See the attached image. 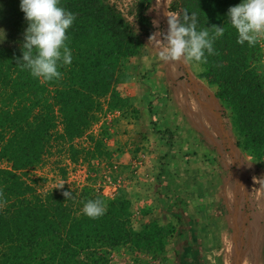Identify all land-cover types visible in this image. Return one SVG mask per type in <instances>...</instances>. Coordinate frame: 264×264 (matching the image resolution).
Segmentation results:
<instances>
[{
	"label": "trees",
	"instance_id": "trees-1",
	"mask_svg": "<svg viewBox=\"0 0 264 264\" xmlns=\"http://www.w3.org/2000/svg\"><path fill=\"white\" fill-rule=\"evenodd\" d=\"M7 2L10 7L17 3L12 6L17 14L12 26L16 31L26 29L20 0ZM238 3L169 0L167 14H195L197 30L206 29L210 36L216 27L224 29L214 41V54L206 53L207 62L199 64L197 77L212 85L222 108L233 113L234 126L242 136L237 144L263 161L264 74L248 65L261 52L258 42L254 46L237 43V30L227 12ZM60 5L76 19L67 30L73 59L59 68V79L34 78L21 66L24 38L15 45H0V163L5 164L0 166V264H111V249L127 244L153 261L140 263L142 258L137 256L133 264H167L166 244L176 227L152 220L135 229L125 192L106 197L87 186L66 190L72 192L66 199L57 188L43 191L44 178L34 177L33 172L45 166L51 155L62 154L77 163L104 152L102 138L88 131L106 111L129 106V97L114 87L134 75L129 62L143 53L154 32L148 15L154 0H60ZM86 135L92 147L77 143ZM58 171L65 176V166ZM96 199L106 211L93 219L83 213V206ZM219 215L222 220L231 216L222 211ZM210 219L209 225L217 222L216 217ZM218 230L215 239L224 236L229 241L228 231L221 232L219 226ZM183 235L179 231L176 236L181 240ZM193 244L185 247L190 256L181 255L180 264L198 263L200 250Z\"/></svg>",
	"mask_w": 264,
	"mask_h": 264
},
{
	"label": "rangeland",
	"instance_id": "rangeland-1",
	"mask_svg": "<svg viewBox=\"0 0 264 264\" xmlns=\"http://www.w3.org/2000/svg\"><path fill=\"white\" fill-rule=\"evenodd\" d=\"M7 1L8 0H0V28H3L6 31V39L3 42H0V45H15L24 38L25 29L16 31V29L12 26L13 21L17 16V14L13 12L12 6L17 3H12L10 7L7 6L9 3ZM168 2L169 0H154V7L148 11V15L151 17L153 26L157 28V30L160 28V24H162L168 16ZM172 15L175 14L171 13L169 16ZM154 36L155 37H151L147 40L145 49L142 53L144 56H149V53H152L149 52L150 47H160L159 39H162V33L158 31ZM257 42L260 46V56L255 60L249 61L248 65L255 72H262V74H264V36L259 37ZM144 61L147 62L146 68L149 69L152 66V63L156 64L154 61L149 62L146 57H132L129 62V67L133 70L132 73L134 75L127 80L117 83L114 87L121 96L129 97V106L121 111H106L103 116L100 117L99 121L92 126L91 130L88 131L89 134L92 133L94 137L102 138L104 152L97 154L94 159L88 162L78 161L77 163H71L62 154H54L48 157L45 166L33 172L34 177L39 175L44 178V180L40 181L42 185L40 188L43 189V191L53 188H57L62 191L70 189L82 190L83 187L89 186L94 188L95 191H99L106 197H113L118 192H125L131 200L130 222L135 229H140L142 224L147 221L155 220L159 224L171 223L172 225L174 220H176V216H174L173 213L165 212V209L173 203L170 195L173 196L172 188L174 179L172 180V166L170 167L167 165L172 159L168 155L170 145H168L169 148L167 149L164 147L166 145V141L169 144L173 143L174 137L168 131V123L164 124L158 119H152L153 114L161 117L160 114H162L163 110L166 112L169 110H166L168 102L165 104L166 106H163L162 108V101L169 100L171 95H169L168 99V97L158 94L156 87H152L151 79L156 77V80L159 82L160 79L157 78L159 74L156 73V75L152 76L153 74L150 73L147 77L144 69L145 65L143 64ZM190 67L195 73L201 68L199 64L191 61ZM150 71L152 72V69ZM159 76V78H161L162 75ZM147 80H149V82H147ZM146 94H148L149 97H146ZM133 95L137 96L136 105H134V102L130 99V96ZM133 108H137V111L134 112L132 110ZM165 111H163L164 114ZM222 113L225 124L228 126L230 125L231 129L234 130L232 138L240 151V154L235 157V159H237L236 162H239L238 168H242V171H244V174L249 178L252 185L249 192H245L247 186L245 187L243 185V190H241L240 193V201L237 204V208L240 210L241 220V225L237 226V229L241 228L242 237L244 235L248 237V241L246 243L248 246H245V253L241 264H264V160L262 161V159H256L252 153L243 149L242 145L237 144L238 142H242V136L234 126L233 113L228 107H225V109L222 108L220 114L222 115ZM151 133H154L153 137L155 138L151 139ZM146 136L148 138H146ZM150 140L151 143H149ZM77 143H81L83 146L92 147V142L89 141L87 135L79 138ZM204 152L208 161L210 151L204 150ZM175 153L178 154L179 152L176 150ZM152 154L154 158L158 160V164H154L153 167L148 163L147 158L149 156L152 157ZM161 158L165 159L161 161ZM239 160H242V164H240ZM206 163L208 164V162ZM214 163H216V161ZM214 163L212 162L211 165H208L204 180L210 178L211 174L214 176L217 172L224 175L225 167H219L218 163H216L217 166H214ZM0 166H5V164L0 163ZM60 166H65L66 174L63 177L58 171V167ZM193 172L194 171H192V173ZM140 176H142L143 179H146L147 176H151V180H145V188H147L148 184L153 185L157 182L159 183L157 186L158 188H156L157 190L159 187H163V179L168 176L172 181L170 184H164L167 187L164 196H167V198L161 199L158 191V193L156 192V194H153L151 199L149 197L151 200L150 204L144 205L145 201H143L141 206L138 199ZM61 184H63V186L59 187ZM227 187L229 188L225 192H222L223 197L225 194L227 195V193L229 194L230 191H232V187H230L229 183L227 184ZM206 194L209 195L206 201L209 202L210 200L212 207L214 205L215 211H222L224 214L228 211V209L230 210V198H227V204L224 208L223 206L219 208L217 205L218 200H212L213 198L210 197L209 191ZM212 195L214 194H211V196ZM221 199L226 200L224 198ZM147 208L149 210H146ZM208 210V208L203 209L202 207V211H200L201 215L190 220V223L192 222L191 225H196V223H193L196 221L198 222L197 225L202 222L206 223L209 227L210 225L208 223L211 221V215L209 212L211 210L209 212ZM214 214H216L215 217L217 223L220 222L222 219L221 215H218L217 213ZM228 223V226L230 227L233 224V221L229 218ZM222 225L223 224L220 223L219 227L222 228ZM244 227H247V231L244 230ZM233 228L234 227L232 225L231 231L236 230ZM211 233L212 231H207L206 233L208 241L211 240ZM236 235H238V233H236ZM259 237L260 240L256 241ZM253 241L257 242L255 251H253L255 246H253ZM184 247V245L178 244L171 237L166 244V249L168 251L167 255L169 258V261L166 263L180 264L181 259L183 258L181 257V255H183L182 248L184 249ZM199 250L200 255L202 256L197 264H206L207 260L210 261L211 264H219V256L215 251L217 249L212 248V251H210L208 247L200 245ZM230 255L227 264H229V262L231 263ZM247 255L248 257H246ZM137 256L142 258L140 263L144 261L153 262L147 254H142L131 249L128 244L111 249L108 258L110 259L111 264H133ZM158 264L164 263L159 262Z\"/></svg>",
	"mask_w": 264,
	"mask_h": 264
},
{
	"label": "crops",
	"instance_id": "crops-1",
	"mask_svg": "<svg viewBox=\"0 0 264 264\" xmlns=\"http://www.w3.org/2000/svg\"><path fill=\"white\" fill-rule=\"evenodd\" d=\"M159 27L160 28H158V30L154 27V35L158 31L162 34L167 32V18L162 24H160ZM159 51V46H153L150 47L149 52L152 53H149V56L140 55L139 57H146L149 62L154 61L156 63H152V66L149 69L146 68L147 62L144 61L143 64L145 65L144 69L147 77L150 73L153 74L152 76L156 75V73L162 75L161 78H159V75L157 77L160 79L159 82L156 80V77L151 79L152 87H156L158 94L166 96L168 99L169 95H171L169 100L162 101V108L163 106H166L165 104L168 102V107H166V110L169 109L168 111L171 112L167 111V113L165 110H163L165 111V114L167 113L166 115L162 111V114H160L161 117L153 114L152 119H158L164 124L168 123V131L174 137L173 143L169 144L166 141V145L164 147L167 149L169 148L168 145H170L168 155L172 158L171 162H168L167 165L170 167L172 166L171 168L173 169L172 180L174 179V183L172 195L174 197L170 195L173 203L168 206L167 209H165V212L173 213L174 216H176V220H174L173 225L176 227L177 231L173 237V240L178 244L184 245L185 247L189 242L190 244L194 243V248L197 250H199L200 245L208 247L210 251H212V248L217 249L215 251L219 256V264H227L229 261V255L231 254V263L229 262V264H232V254L236 246L237 227L233 226V229H236V232L233 230L231 231L233 224L230 227L228 226L229 218L232 220L231 217L227 216V218L223 220L220 218V222H216L214 225L212 224L209 227L206 223L202 222L197 225L198 222L196 221L193 222L194 224L196 223V225H191L192 222L190 223V220L201 215L200 211H202V207L203 209L208 208V212L211 210L209 212L211 215L210 217H215L216 214L214 213H217L218 215L220 214V211L217 212L214 210V205L212 207L210 200L209 202L206 201V199L209 197V195L206 194L208 191L210 193V197L213 198L212 200H218L217 205L219 208L221 206L224 208V206L227 204V198H232V191H230L229 194L227 193V195L225 194L223 197L222 192H225L229 188L227 187V184L229 183L230 185V181L228 179H223L220 172L215 173L214 176L211 174L210 178L206 180H204V177L206 175L208 165H211L212 162L214 163L216 161L219 167H222L220 165V163H222V159L226 161L228 160L229 157L223 154L224 146L229 148V153H232L234 159L240 154V151L232 138L234 130L231 129L230 125L228 126L225 124L223 113L222 115L220 114L222 105L219 99L215 96L213 86L207 84L204 82V80L197 77V73L200 72V69H198V72L196 73L193 72L190 67V61L188 60H185L184 62L163 61L159 57ZM151 69L152 72L150 71ZM187 72H190L198 80V82H194L189 77ZM147 82H149V80H147ZM146 97H149V95L146 94ZM130 99L134 102V105L137 104V96H130ZM153 136L154 133H151V139L155 138ZM146 138L148 137L146 136ZM149 143H151V140ZM176 150L179 152L178 154L175 153ZM204 150L210 151V157L208 161L206 159ZM147 158L148 163L152 165V167L154 164H158V160L154 158L153 154L152 157L149 156ZM164 159L165 158H161V161ZM206 162H208V164ZM216 163H214V166H217ZM192 171L194 172L192 173ZM148 177L149 176H147L146 179H143V177L140 176L139 178L140 190L138 191V199L141 206L143 201H145L144 205L150 204V199L152 198L153 194H156V192L158 193V191L160 198L166 199L167 196H164V194L167 187L164 184H170L172 181L167 176V178L165 177L163 179L162 188L159 187L158 190L156 189L159 185L157 182L153 185L148 184L147 188H145V180L149 181L152 179L151 176L149 178ZM211 194L214 195L211 196ZM224 214L227 213L225 212ZM221 217L223 218V216ZM220 223L223 224L222 228L220 227L221 232L228 231L230 236L229 241H227L224 236L220 239H215L216 235L218 234L217 231H219L218 226ZM179 231L184 232L181 240H179L176 236ZM207 231H212L210 241H208L206 236ZM243 239L245 246L248 245L246 244L248 237L244 235ZM258 240H260V237ZM219 241L222 244L218 248L215 246V242L218 244L220 243ZM224 241L226 243V247L224 246ZM185 247L184 249L182 248L184 251L183 256L189 258L190 254L185 250ZM201 256L197 261L200 260ZM246 257H248V255ZM206 264L211 263L207 260Z\"/></svg>",
	"mask_w": 264,
	"mask_h": 264
},
{
	"label": "clouds",
	"instance_id": "clouds-1",
	"mask_svg": "<svg viewBox=\"0 0 264 264\" xmlns=\"http://www.w3.org/2000/svg\"><path fill=\"white\" fill-rule=\"evenodd\" d=\"M19 6L27 27L18 62L22 61L21 66L34 78L59 79L62 76L59 68L71 64L73 59L67 44V30L75 21V14L62 7L60 0H20ZM227 17L237 30V43L254 46L264 36V0H240L228 9ZM223 32L222 27H216L215 35L210 36L206 29L197 30L195 14L167 16V32L159 39V57L163 61L206 63L207 55L214 54L215 39ZM5 39L6 31L0 28V42ZM63 195L69 199L72 192L64 191ZM105 211L106 206L100 199L88 200L83 206V213L93 219Z\"/></svg>",
	"mask_w": 264,
	"mask_h": 264
},
{
	"label": "flooded vegetation",
	"instance_id": "flooded-vegetation-1",
	"mask_svg": "<svg viewBox=\"0 0 264 264\" xmlns=\"http://www.w3.org/2000/svg\"><path fill=\"white\" fill-rule=\"evenodd\" d=\"M226 148V149H225ZM223 154L228 156V160H224L222 159V163H220V165L224 168V175H222L223 179H228L230 181V187L232 190V198L230 199V210L228 209V211L226 212L231 213L230 217L233 221V226H240L241 225V220H240V210H238L237 208V204L240 201V197H241V190H243V185L246 187L245 192H249L252 185L250 183L249 178L244 174V171H242V168H238L239 166V162L237 163L236 160L234 159V156L232 155V153H229V148L224 146L223 148ZM222 157V155H221ZM240 161V160H239ZM240 164H242V160L240 161ZM244 168V166H243ZM242 172V173H241ZM240 174V175H239ZM239 175V176H238ZM235 207L237 208V210H235ZM236 212L238 213L237 217H236ZM262 224V223H260ZM244 230L247 231V227H244ZM246 236V235H245ZM258 241V239L256 240ZM253 241V246H254V250L257 247V242ZM248 246V245H247ZM248 250V247H247Z\"/></svg>",
	"mask_w": 264,
	"mask_h": 264
},
{
	"label": "water",
	"instance_id": "water-1",
	"mask_svg": "<svg viewBox=\"0 0 264 264\" xmlns=\"http://www.w3.org/2000/svg\"><path fill=\"white\" fill-rule=\"evenodd\" d=\"M187 74L189 75V77L194 81V82H198V80L190 73L187 72ZM235 210H237V208L235 207ZM236 217L238 215V213L236 212ZM237 233L238 235H236V246L234 248V252H233V263L232 264H241L242 262V258L244 256L245 253V244H244V239L242 237V230L241 228L237 229Z\"/></svg>",
	"mask_w": 264,
	"mask_h": 264
}]
</instances>
